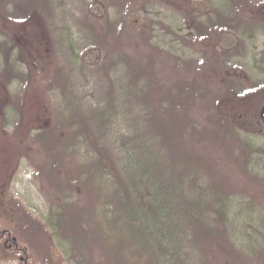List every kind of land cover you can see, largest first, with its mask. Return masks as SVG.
Segmentation results:
<instances>
[{"label":"rangeland","instance_id":"obj_1","mask_svg":"<svg viewBox=\"0 0 264 264\" xmlns=\"http://www.w3.org/2000/svg\"><path fill=\"white\" fill-rule=\"evenodd\" d=\"M55 4L0 0V190L5 193L0 213L19 235L20 244L35 253V264H118L88 220L90 193L74 183L81 160L98 152L108 154V137L102 135L105 129H97L102 139L96 135V150L75 134L78 123L68 126L69 116L77 110L65 108L57 74L60 64L70 68L67 53L59 49L63 25H70L72 37L81 41L70 75L85 77L86 99L104 104L109 76L126 81L131 65L146 69L145 81L166 98L161 106L187 112L173 123L172 138L180 153L196 155L207 164L224 191L260 216L264 234V0H57ZM220 15L224 23H219ZM107 18L121 29L117 32L121 54L110 57L105 50L109 52L112 42L103 35ZM87 21L92 30L84 29ZM199 25L206 30H199ZM152 46L162 52H152L156 56L150 66ZM29 65L35 67V77L29 76ZM178 78L187 79L192 87L179 89ZM182 93L193 95L189 105L179 98ZM87 121L90 130L93 126ZM229 129L238 130L251 151L246 173L237 154L226 147L229 139L223 134ZM66 184L72 186L64 188ZM57 204L75 206L73 211L59 210L68 224L58 236L46 228ZM10 206L18 210L7 211ZM79 230L83 235L73 245ZM259 244L258 252L245 248L243 240L236 242L240 250L236 248L231 261L211 248V264H264L260 256L264 237ZM0 264L20 263L0 245Z\"/></svg>","mask_w":264,"mask_h":264},{"label":"trees","instance_id":"obj_2","mask_svg":"<svg viewBox=\"0 0 264 264\" xmlns=\"http://www.w3.org/2000/svg\"><path fill=\"white\" fill-rule=\"evenodd\" d=\"M110 1L123 3L124 0ZM68 14L72 21V10ZM217 19L219 23L226 20L221 15ZM106 21L103 35L112 42L109 52L105 50L110 57L112 53L122 51L117 35L121 29L119 23L112 22L110 18ZM86 25L85 30H92L89 21ZM61 27L62 44L59 49L67 53L70 68L58 63L60 91L65 108L77 110L76 115L69 116L68 126L73 128L78 123L75 134L96 150V138H101L97 129H105L102 135L108 137V154L103 157L98 152L81 160L74 174V183L90 193L88 220L113 261L118 264H211L214 255L210 252L211 248L228 256L231 261L233 254L237 253L236 242L241 240L245 241V248L259 252L262 247L259 240L264 237L260 216L257 217L245 203L240 204L233 194L224 191L200 158L181 154L178 142L173 140L174 120L187 116V112L179 113L172 107L161 106L166 99L164 94L152 82L145 81L147 77H143V72L146 69L138 70L132 65L128 80L108 77L104 104L102 100H87L83 84L85 77L76 79L71 76L75 50L81 41L72 37L70 25ZM201 28L202 25H199V30H206ZM158 49L150 47L151 59L147 65L151 66L155 55L152 52H160ZM179 65V61L175 62V66ZM34 70L35 67L29 65L30 77H35V74L32 75ZM93 71L96 73L95 69ZM138 82L142 83L141 86ZM175 83L179 89L192 87V83L184 78H178ZM179 98L187 105L193 101V95L189 93H182ZM138 106L144 110L137 111ZM86 120L92 123L90 130L85 127ZM223 136L228 137L226 147L232 154H237L238 165L245 172L244 165L251 151L245 148L242 134L229 129ZM69 185L72 186L66 184L64 188ZM0 198H5L4 189L0 190ZM58 206V210L52 209L51 217L47 218L51 226L46 227L53 228L50 229L57 236L61 228L68 224V219L59 210L75 208L74 205ZM14 209L18 210L17 206L7 207V211ZM17 216L20 215H16L15 219ZM22 219L23 214L19 221ZM15 222L18 226L17 219ZM54 226L59 231L55 232ZM83 232L79 230L73 236V245ZM0 245L9 257L17 259L20 264H35V253L20 244L19 235L16 236L15 231L10 229L1 213ZM260 256L264 261V251Z\"/></svg>","mask_w":264,"mask_h":264}]
</instances>
